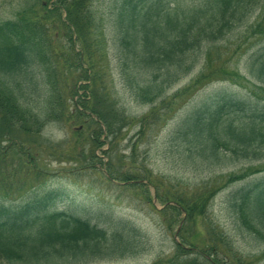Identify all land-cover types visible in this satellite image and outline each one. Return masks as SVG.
I'll return each instance as SVG.
<instances>
[{"label": "rangeland", "instance_id": "374dc122", "mask_svg": "<svg viewBox=\"0 0 264 264\" xmlns=\"http://www.w3.org/2000/svg\"><path fill=\"white\" fill-rule=\"evenodd\" d=\"M114 2L93 0L92 10L100 24L87 30L89 44L84 46L70 20L47 12L40 0H0V25L19 21L24 11L29 32L39 41L45 57L41 69L48 84L45 96L32 106L50 116L40 131L29 134L5 128L0 118V154L15 141L33 146L43 174L36 181L18 169V185L3 190L8 188L1 184L5 170L14 171L11 164L19 158L2 162L0 194L19 198L42 183L63 192L60 208L66 204L103 213L132 224L140 233L137 252L83 264H264V238L248 229L235 205L240 190L260 183L264 171L227 182L231 175L264 168V149L257 158L227 156L210 163L188 155L182 138L172 135L193 106L219 92L264 102V85L244 67V59L264 44V36L254 30L261 8L211 45L209 63L203 60L159 97L143 101L137 96L139 89L134 88L128 66L120 59ZM64 20L68 28L62 24ZM7 41L2 37V43ZM207 73L205 86L187 102L180 100L171 110L163 107L166 100ZM232 73L242 79H234ZM130 173L139 180L145 178V183L150 173L154 184L134 183ZM203 191L211 192L206 211L192 218L168 207L159 197L191 198Z\"/></svg>", "mask_w": 264, "mask_h": 264}, {"label": "trees", "instance_id": "16d2710c", "mask_svg": "<svg viewBox=\"0 0 264 264\" xmlns=\"http://www.w3.org/2000/svg\"><path fill=\"white\" fill-rule=\"evenodd\" d=\"M263 1L115 0L116 45L121 51V62L128 66L134 88L139 89L137 96L152 101L188 76L203 60L209 63L211 45L245 24L249 15L260 8L254 30L264 36ZM40 3L47 12L65 15L78 32L77 40L84 46L89 44L85 37L87 30L95 23L100 24L92 10L93 0H40ZM24 13L19 15V21L0 25V118L5 128L29 134L40 131L50 116L32 106L45 96L48 80L41 69L44 54L35 34L29 32ZM66 20L61 22L68 28ZM57 27L61 25L56 24ZM4 36L8 41L2 43ZM244 67L264 85V44L244 59ZM208 75L193 80L166 100L163 107L171 110L176 102H187L205 86L207 82L203 80ZM231 75L242 79L237 73ZM172 135L182 138L188 155H197L210 163L227 156L257 158L264 149V102L219 92L193 106L179 120ZM2 151L0 163L19 158L18 163L11 164L16 168L14 171L5 170L6 178L1 184L6 183L8 188L2 187L3 190L14 188L18 169L33 175L36 181L43 175L33 146L15 141ZM261 171L264 168L231 175L227 182L243 180ZM129 180L145 187L154 184L150 173L146 177L148 183L131 173ZM210 196L209 191L191 198L159 195L168 207L172 205L170 208L180 210L186 218L202 216ZM63 197L62 191L42 183L19 198L0 194V264H83L126 257L139 250L141 236L132 224L66 204L60 208ZM235 203L248 229L264 238V179L242 188Z\"/></svg>", "mask_w": 264, "mask_h": 264}]
</instances>
